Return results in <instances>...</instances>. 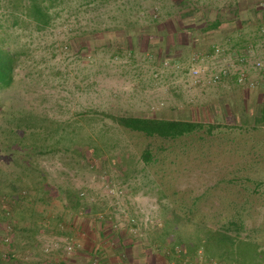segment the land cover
<instances>
[{"label":"rangeland","instance_id":"374dc122","mask_svg":"<svg viewBox=\"0 0 264 264\" xmlns=\"http://www.w3.org/2000/svg\"><path fill=\"white\" fill-rule=\"evenodd\" d=\"M1 1L10 7L4 5L6 12L0 11V44L20 54V59L14 84L0 92V115L8 118L24 111L46 121L52 133L49 143L57 140L60 145L35 156V169L43 172L50 185L84 194L82 217L106 218L113 216L115 208L118 214L149 222L174 221L166 230L179 241L189 244L203 235L211 249L226 226L236 221L242 225L240 241L253 243L264 256V119L258 120L264 105L244 111L236 107L227 111L223 106L210 112L208 103L214 96L188 89L184 72L161 65L162 60L171 59L159 41L162 36L169 41L160 26L171 18L172 0H144L153 10L158 6V12L149 13L150 17L145 13L141 20L147 31L136 42L125 43L111 36L128 33L98 35L91 30L97 18L92 1L38 0L52 17L44 29H37L26 17L32 0ZM119 2L125 6V0ZM109 9L102 6L100 10L102 25L128 20L124 13L108 15ZM138 18L132 16V21L141 23ZM106 114L190 120L204 128L175 141L149 138L119 126ZM16 142L3 134L0 137V171L12 179L18 168L10 158L12 150L7 149ZM74 142L96 144L105 152L88 153L85 159L71 151ZM147 147L154 158L149 164L142 159ZM47 210L67 219L79 216L58 197L48 204H35L23 217L17 213L10 234L16 254L24 261L34 263L28 250L36 238L25 232L23 224ZM50 229L56 237L44 233L47 237L31 251L52 260L59 250L58 259L69 260L62 246L45 251L63 231L59 226ZM197 250L204 257L212 253L202 247ZM222 250L223 259L214 257L212 262L240 264L242 257L231 244H224Z\"/></svg>","mask_w":264,"mask_h":264},{"label":"crops","instance_id":"0c3cea01","mask_svg":"<svg viewBox=\"0 0 264 264\" xmlns=\"http://www.w3.org/2000/svg\"><path fill=\"white\" fill-rule=\"evenodd\" d=\"M88 1L96 4L97 9L91 30L98 35L102 31L128 33L125 37L112 35L118 43L136 42L141 33L147 31L142 21L144 14L147 13L148 17L159 9L156 6L154 11L151 3L146 5L144 0H125V6L120 0ZM4 5L10 7L8 2L5 4L0 0L2 13L6 12ZM102 6L110 8L108 15L115 17L124 13L128 20L121 25H102L99 19ZM147 8L150 9L144 11ZM132 16L139 17L141 23L132 21ZM170 17L160 26L164 35L168 33L169 41L162 36L159 46L164 47L165 54L171 57V68L178 70L176 67L181 66L178 71L184 72L193 54L199 53L207 60L214 48L220 47L225 51L227 61L249 70L248 80L243 84L238 83L233 73L214 84L187 87L216 98L208 103L210 112L223 109V106L227 111L233 107L236 111H244L245 107L264 105V0H172ZM93 38L97 40L99 37ZM164 61L161 62L163 67ZM257 61L263 62L262 69L254 68ZM184 62L186 65L182 66ZM112 211L113 216L106 218L77 215L74 219H67L56 215L53 210H47L43 215H31L23 224L25 232L37 239L28 250L29 256L34 255L36 264H90L95 258L99 264H217L206 261L197 249L184 248V243L172 231L166 230L174 221L156 219L149 222L148 219L118 214L115 208ZM57 226L63 228L59 232L60 240L71 239L77 244L75 252L69 260L58 259L59 250L53 253L52 260L36 256L31 250L37 247L38 240L47 237L44 233L55 238L56 231L50 228L56 230ZM179 245L182 250L178 252Z\"/></svg>","mask_w":264,"mask_h":264},{"label":"trees","instance_id":"16d2710c","mask_svg":"<svg viewBox=\"0 0 264 264\" xmlns=\"http://www.w3.org/2000/svg\"><path fill=\"white\" fill-rule=\"evenodd\" d=\"M26 17L35 23L37 29L48 27L52 20L49 8L42 6L38 0H32V4L26 12ZM19 59L20 54L6 49L0 44V92L6 91L14 84L15 69L18 66ZM29 114L24 111H15L8 118L0 115V137L3 134L5 138L17 141L7 150H12L13 155L10 158L18 168L13 179L0 171V264H36V262H28L19 258L12 241L10 244L4 241L7 232L10 229L12 230V223H17L15 220L17 213L23 217L32 212L35 204H48L56 197L65 200L66 205L79 212V215L86 208L82 203L81 194H78L76 190L63 187L56 188L45 179L43 172L36 171L34 157L50 152L54 146L60 145V141L56 140L55 144L49 143L52 133L45 126L46 121L37 115ZM106 117L111 118L127 130L142 133L149 138L158 137L171 141L204 128V124L190 120L115 116L112 114H106ZM263 119L264 112L258 120ZM212 128L210 127L209 132H212ZM56 134H60L59 127L56 129ZM71 151L85 159L88 153L100 156L105 152L96 144L83 145L80 143L79 145L75 142L71 145ZM142 159L146 164L154 160L149 147L144 150ZM175 217L177 216L175 215ZM6 225L10 226L9 230ZM232 230L236 231V235L229 234ZM241 230V223L231 221L229 226H226V232L216 239L214 249H211L210 241L203 235L197 241H190L189 244L185 242L184 248L194 250L202 247L205 248L206 252L208 250L209 252L212 251V253H209V257H205L206 261L211 263V261H214V257L223 259L224 251L222 249L224 244L228 243L236 248L238 255L242 257L240 264H263L264 256L258 251L257 246L250 242L240 241ZM2 250L8 251L7 257L3 256Z\"/></svg>","mask_w":264,"mask_h":264},{"label":"built area","instance_id":"2783aa9c","mask_svg":"<svg viewBox=\"0 0 264 264\" xmlns=\"http://www.w3.org/2000/svg\"><path fill=\"white\" fill-rule=\"evenodd\" d=\"M163 64L165 67H169V65L171 66V61L165 60ZM180 68L181 66L176 67V69L178 70H180ZM254 68L258 70L262 69L263 62H255ZM233 73L236 74L237 81L240 84H243L248 80V68L239 66L234 62L232 63L230 61H227L225 57V51L220 47H215L213 53L208 57L207 60L203 55H200L199 53L193 54L188 67H186V70L184 71V75L187 76L188 82H186L188 83V87H196L206 83L214 84ZM253 84L254 83H252V85ZM83 195L84 194H82V196ZM6 228L9 230L10 226H6ZM4 241L7 244L11 243L12 236L10 232L6 235ZM61 246L65 254L68 256L72 255L77 248V244L71 239H57L50 247L47 246L45 248V251L49 252L54 249H58ZM2 254L4 257H7L8 251L2 250ZM90 264H99L98 258L92 260Z\"/></svg>","mask_w":264,"mask_h":264}]
</instances>
